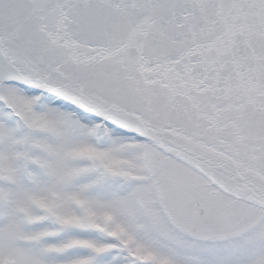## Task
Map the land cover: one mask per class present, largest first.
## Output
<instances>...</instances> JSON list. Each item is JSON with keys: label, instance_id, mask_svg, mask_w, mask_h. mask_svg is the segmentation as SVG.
Listing matches in <instances>:
<instances>
[{"label": "snow or ice", "instance_id": "obj_1", "mask_svg": "<svg viewBox=\"0 0 264 264\" xmlns=\"http://www.w3.org/2000/svg\"><path fill=\"white\" fill-rule=\"evenodd\" d=\"M0 264H264V0H0Z\"/></svg>", "mask_w": 264, "mask_h": 264}]
</instances>
